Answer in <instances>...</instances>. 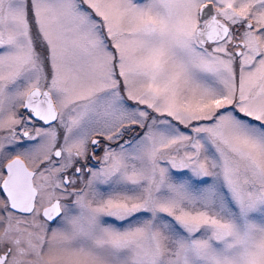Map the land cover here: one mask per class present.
I'll list each match as a JSON object with an SVG mask.
<instances>
[{
    "label": "snow or ice",
    "instance_id": "obj_1",
    "mask_svg": "<svg viewBox=\"0 0 264 264\" xmlns=\"http://www.w3.org/2000/svg\"><path fill=\"white\" fill-rule=\"evenodd\" d=\"M0 264H264V0H0Z\"/></svg>",
    "mask_w": 264,
    "mask_h": 264
}]
</instances>
